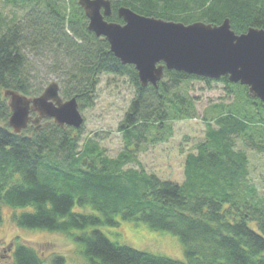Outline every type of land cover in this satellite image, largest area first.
<instances>
[{"label": "trees", "instance_id": "16d2710c", "mask_svg": "<svg viewBox=\"0 0 264 264\" xmlns=\"http://www.w3.org/2000/svg\"><path fill=\"white\" fill-rule=\"evenodd\" d=\"M0 1V209H25L13 214L21 227L81 230L73 237L89 264H264V192L251 179L245 149L264 150V102L225 76L211 79L166 69L158 86H143L135 66L123 64L109 42L89 30L78 0ZM112 4L114 13L107 20L115 22H123L117 10L124 5L186 24L220 25L229 19L237 34L252 27L264 29V0ZM29 53L52 61L49 68L59 77L61 94L77 97L81 108L94 105L102 75L131 80L135 96L119 127L124 149L116 158L102 156L99 141L83 137V126L62 127L47 119L40 130L30 124L21 134L13 131L4 92L38 96L45 89L46 81L32 82ZM193 81L208 87L216 82L239 85L243 104L221 107L214 123L206 120L204 139L185 156L184 179H164L142 165L137 147L164 141L161 132L168 122L196 117L195 97L183 88ZM239 140L244 148L238 147ZM132 163L139 167H126ZM77 204L93 212L76 211ZM120 220L172 232L183 244L185 259L111 240L101 227L118 226ZM12 259V264H45L27 244H18ZM65 260L58 255L52 264Z\"/></svg>", "mask_w": 264, "mask_h": 264}, {"label": "rangeland", "instance_id": "374dc122", "mask_svg": "<svg viewBox=\"0 0 264 264\" xmlns=\"http://www.w3.org/2000/svg\"><path fill=\"white\" fill-rule=\"evenodd\" d=\"M5 11L7 15L12 16L11 10ZM28 56L32 82L46 81L45 88L54 81L60 84L58 75L49 68L52 66L51 60L46 59L45 56L37 57L32 53ZM183 88L195 97L196 117L168 122L164 132H161L166 137L164 141L159 143L149 141L137 147L138 159L149 172H155L164 179L177 181L184 179L185 156L195 151V145L205 137L206 120L214 123V117L217 116L221 107L228 109V107L235 108L243 104V100L238 96L240 90H243L239 85L228 87L226 83L216 82L208 87L200 81H193L185 83ZM134 96L135 88L128 77L105 74L100 77V82L96 86L94 105L80 107L85 118L83 137H95L102 149V156L116 158L123 151L124 141L119 127ZM29 97L32 98L35 95ZM63 98L67 99L64 96ZM41 123L44 124L45 121ZM31 124L34 126L33 123ZM238 147L244 148L240 140ZM245 149L250 157L251 179L264 192V150ZM126 167L138 168L139 166L137 163H132ZM74 209L93 212L90 206L82 207L78 204ZM22 210L25 209L15 210L8 206L0 209L2 216L0 264H12V253L18 244H27L35 248L45 264H52V259L58 255L65 257V264H89L83 256V246L73 237V235L81 234V230L65 233L18 226L13 220V214ZM101 228L115 242L154 254L185 259L184 247L178 236L166 230L152 229L145 222L120 220L118 226H102Z\"/></svg>", "mask_w": 264, "mask_h": 264}, {"label": "water", "instance_id": "95a60500", "mask_svg": "<svg viewBox=\"0 0 264 264\" xmlns=\"http://www.w3.org/2000/svg\"><path fill=\"white\" fill-rule=\"evenodd\" d=\"M78 4L89 30L106 39L123 64L135 66L143 86H158L166 69L211 79L225 76L247 86L252 96L264 102V29L252 27L237 34L229 19L220 25L186 24L143 15L124 5L117 10L123 22H115L107 20L114 13L112 0H78ZM4 95L15 133L21 134L30 123L40 130L47 124L41 123L45 119L76 129L85 123L77 97L64 99L56 81L32 98L15 90Z\"/></svg>", "mask_w": 264, "mask_h": 264}]
</instances>
